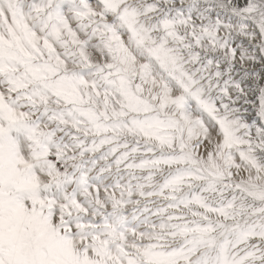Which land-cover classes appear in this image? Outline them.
Here are the masks:
<instances>
[{
  "label": "snow or ice",
  "instance_id": "obj_1",
  "mask_svg": "<svg viewBox=\"0 0 264 264\" xmlns=\"http://www.w3.org/2000/svg\"><path fill=\"white\" fill-rule=\"evenodd\" d=\"M0 264H264V0H0Z\"/></svg>",
  "mask_w": 264,
  "mask_h": 264
}]
</instances>
